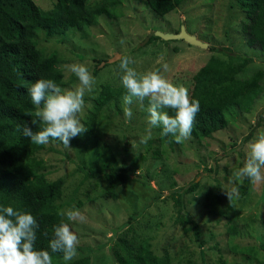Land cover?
I'll use <instances>...</instances> for the list:
<instances>
[{"label":"rangeland","instance_id":"obj_1","mask_svg":"<svg viewBox=\"0 0 264 264\" xmlns=\"http://www.w3.org/2000/svg\"><path fill=\"white\" fill-rule=\"evenodd\" d=\"M49 11L56 0H32ZM101 0H89L90 5ZM116 19L100 16L85 33L70 31L48 37L39 30L36 46L46 56L61 59L65 87L73 90L79 80L66 66L84 64L95 77L93 91L85 94L79 114L84 124L104 87L121 95L102 108L101 127L93 142L84 133L72 138L70 147L48 143L38 156L50 181L63 179L62 211L77 209L84 221H68L80 244L71 261L89 257L91 264H141L140 241H149L156 256L169 254L173 264H264V182L253 184L237 177L247 159V145L264 131V95L248 114H238L223 130L198 140L190 136L169 146L160 141L162 127L151 128L152 138L140 139L149 128V103L134 101L131 120L124 116L122 57L133 60L138 73L160 69L174 85H185L191 93L194 74L212 56L226 59L217 49L227 48L251 59L242 77L264 71V52L246 45L242 34L245 14L233 0H187L164 17L156 16L139 0H123L116 7ZM181 27L207 45L192 46L182 40L153 39L157 33L177 34ZM160 63H157V61ZM168 64L164 71L162 64ZM260 116L259 127H254ZM85 125V124H84ZM252 132L249 140L243 139ZM130 180L116 190V199L106 195L103 177L85 178L81 169H121ZM264 172V169H262ZM196 183L184 197L192 220L199 227V239L190 224L177 221L174 192ZM238 189L229 201L225 191ZM157 198V199H156ZM156 199V200H154ZM145 210L129 223L130 216ZM236 225L237 234H229ZM235 248V249H234Z\"/></svg>","mask_w":264,"mask_h":264},{"label":"trees","instance_id":"obj_2","mask_svg":"<svg viewBox=\"0 0 264 264\" xmlns=\"http://www.w3.org/2000/svg\"><path fill=\"white\" fill-rule=\"evenodd\" d=\"M122 1L101 0L90 5L89 0H56L51 10L43 11L32 0H0V207L12 206L18 211L31 213L37 219L36 250L50 251L48 245L54 238L55 227L68 223V220L60 215L64 181L61 178L50 181L44 173V161L38 156L46 145L33 144L23 133L25 126L31 127L34 133L44 127L35 116L37 106L32 103L28 92L32 84L38 79H50L61 88L65 87L61 59L55 54L46 56L43 49L36 46L35 38L39 30H44L48 37L65 36L70 31L85 33L97 24L100 16L116 19V7ZM139 1L156 16L164 17L187 0ZM233 1L245 14L241 32L246 45L264 52V0ZM217 53L226 59L210 57L193 76L190 96L200 101V112L195 118L191 136L198 140L225 129L238 114L250 113L264 95V71L241 76L251 63L250 58L236 55L227 48H218ZM121 94L120 90L104 87L95 98V105L84 122L88 142H93L92 135L99 134L95 129L102 126V108ZM165 111L175 116V110ZM263 113L264 109L260 114ZM260 114L254 127L260 126ZM251 134L243 142H247ZM160 141L169 146L175 143L172 135H161ZM49 142L63 145L59 140L50 139ZM81 170L85 178L103 177L107 185L106 195L114 200L116 190L130 180L125 167ZM195 188L196 183H192L174 194L177 196V221L182 225L190 224L193 235L199 239V227L192 220L184 201V197ZM81 205L78 202L75 209ZM144 210L134 213L128 222H134ZM229 234H237L236 225L230 226ZM149 244L145 239L140 241L141 264H173L169 254H153ZM52 258L53 264H91L89 257L65 262L62 253H54ZM216 264L228 263L221 261Z\"/></svg>","mask_w":264,"mask_h":264},{"label":"clouds","instance_id":"obj_3","mask_svg":"<svg viewBox=\"0 0 264 264\" xmlns=\"http://www.w3.org/2000/svg\"><path fill=\"white\" fill-rule=\"evenodd\" d=\"M132 63L129 57L120 60V68L124 73L122 85L127 92L123 97V112L126 121L131 120L133 112L130 106L133 102L148 100L151 127L140 142L146 144L152 138L151 128L154 127H162L161 135H172L176 143L190 138L195 118L200 112V101L190 96L185 85L171 83L160 69L141 74L130 67ZM66 67L79 80L75 89H62L50 79H38L28 89L32 103L37 106L35 116L44 125L42 130L35 133L29 126L23 128L24 135L30 137L33 144L46 145L52 139L70 147L71 139L86 131L79 114L85 105V94L93 91L96 79L84 64ZM162 68L167 71L168 64H162ZM165 109L175 110V116H170ZM32 123L34 125L35 121ZM247 149L246 162L235 175L247 177L253 184L264 182V131L253 142H249ZM225 194L231 201L238 195V189L232 188ZM60 215L66 216L68 221L85 220L78 209L61 211ZM38 229L37 219L31 213L18 211L12 206L0 207V264H53L54 253H62L65 261L77 256L80 240L68 223L55 227L54 238L48 245L50 251L34 248ZM44 235L47 236V233Z\"/></svg>","mask_w":264,"mask_h":264},{"label":"water","instance_id":"obj_4","mask_svg":"<svg viewBox=\"0 0 264 264\" xmlns=\"http://www.w3.org/2000/svg\"><path fill=\"white\" fill-rule=\"evenodd\" d=\"M156 36L161 38L162 40H182L192 46H198L200 48L207 47L205 43H202L201 41L196 39V37L188 34L183 27H181L180 31L177 34L157 33Z\"/></svg>","mask_w":264,"mask_h":264}]
</instances>
